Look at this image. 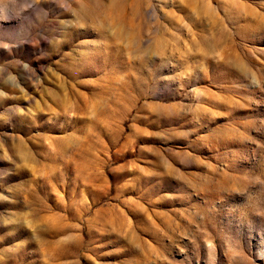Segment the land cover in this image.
Returning <instances> with one entry per match:
<instances>
[{"label":"rangeland","instance_id":"374dc122","mask_svg":"<svg viewBox=\"0 0 264 264\" xmlns=\"http://www.w3.org/2000/svg\"><path fill=\"white\" fill-rule=\"evenodd\" d=\"M0 264H264V0H0Z\"/></svg>","mask_w":264,"mask_h":264}]
</instances>
